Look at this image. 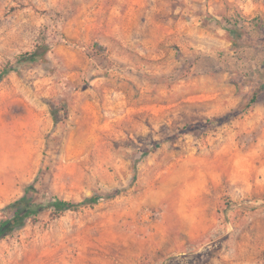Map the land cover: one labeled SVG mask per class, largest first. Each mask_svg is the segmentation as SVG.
<instances>
[{"label": "rangeland", "instance_id": "obj_1", "mask_svg": "<svg viewBox=\"0 0 264 264\" xmlns=\"http://www.w3.org/2000/svg\"><path fill=\"white\" fill-rule=\"evenodd\" d=\"M33 188L79 204L0 264H264V0H0V209Z\"/></svg>", "mask_w": 264, "mask_h": 264}, {"label": "trees", "instance_id": "obj_2", "mask_svg": "<svg viewBox=\"0 0 264 264\" xmlns=\"http://www.w3.org/2000/svg\"><path fill=\"white\" fill-rule=\"evenodd\" d=\"M35 56H37V53L34 52L31 54L30 58H34ZM253 102L254 100L252 99L251 103ZM251 103L249 105H251ZM33 190H35V194H25L0 209V214L4 216L0 221V239L5 238L16 228L25 225L29 219L37 217L40 213L49 208H54L58 213H61L79 204L48 194L37 196V189L33 188ZM100 200L101 197L92 195L86 197L85 202L95 204Z\"/></svg>", "mask_w": 264, "mask_h": 264}, {"label": "crops", "instance_id": "obj_3", "mask_svg": "<svg viewBox=\"0 0 264 264\" xmlns=\"http://www.w3.org/2000/svg\"><path fill=\"white\" fill-rule=\"evenodd\" d=\"M181 9V7H179ZM188 7L184 8V12H187ZM109 44H118L117 41H110ZM113 56L112 59L115 61V65L112 66L113 68H109L110 71V78L112 80L111 86L112 88V98L114 101H119L120 104H123L125 93L122 90L123 87H135L136 89H140V87H150V85H145L142 83L143 81L138 79V76L133 70H130V66L128 62H131V57L128 56L126 52L122 50V48H118L117 50L113 47L112 49ZM109 67V65H108ZM105 77L104 75L97 78V80ZM133 80L134 83L130 82ZM131 85V86H130Z\"/></svg>", "mask_w": 264, "mask_h": 264}]
</instances>
